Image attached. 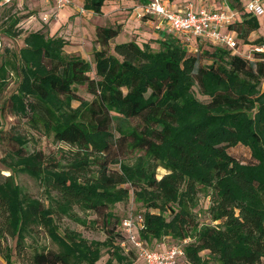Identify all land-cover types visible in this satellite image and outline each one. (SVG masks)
<instances>
[{
	"label": "trees",
	"instance_id": "obj_1",
	"mask_svg": "<svg viewBox=\"0 0 264 264\" xmlns=\"http://www.w3.org/2000/svg\"><path fill=\"white\" fill-rule=\"evenodd\" d=\"M247 1L225 0L239 16L227 29L259 46L264 40L247 41L258 28L257 17L244 10ZM103 4L81 0L95 15ZM0 19L2 36L21 34L20 18L8 9ZM119 31L118 25L95 28L99 48L91 61L65 53L64 38L40 30L0 55V90L14 78L0 106V126L5 108L30 131L69 147L55 160L27 151L25 136L0 133L3 168L35 178L48 201L44 206L21 195L10 175L0 177L4 264H12V256L17 264H96L101 248L108 252L103 264H140L133 249L124 251L128 244L120 246L124 236L111 213L129 198L142 208L135 236L149 250L180 246L179 264H264V53L251 51L248 60L201 38L189 44L165 29L152 40L155 50L146 41L110 44ZM194 86L205 101L194 96ZM236 146L247 149L248 163L227 153ZM158 168L166 173L157 179ZM199 195L207 199L204 210L197 208ZM73 208L102 216L104 241L60 230V216L85 225ZM37 229L56 250L26 243Z\"/></svg>",
	"mask_w": 264,
	"mask_h": 264
},
{
	"label": "rangeland",
	"instance_id": "obj_2",
	"mask_svg": "<svg viewBox=\"0 0 264 264\" xmlns=\"http://www.w3.org/2000/svg\"><path fill=\"white\" fill-rule=\"evenodd\" d=\"M242 1L244 2V0ZM260 1L264 7V0H259V2ZM121 8L122 9L120 10L122 13H119L120 15L115 14V17H107V14L105 16L98 15L91 17L86 16L85 14H80L77 11L70 9V7L66 5L62 8H58L54 1L45 2L43 0H13L9 5H0V12L2 10L8 9L9 15L13 14L14 16L20 18L17 28L21 30V34L14 39L5 38L0 34V55L3 54V56H7L9 55V52L16 51L21 46V39L24 34L37 30L42 31L48 36L57 33L67 42L64 46L65 53L76 54L87 61H91L92 49L99 48L94 42V30L97 26L115 27L116 25L120 26V24H122L121 30L117 36L110 41V44L125 42L127 40H133L137 44H141L142 35L144 38L150 37L152 33L150 32L151 29L149 32L143 31L142 34L137 28L143 26V20L137 19L134 13H130L131 7ZM238 19L239 16L236 15L235 20L237 21ZM1 21L2 19H0V23ZM257 21V31L259 33H256V31L251 32L247 37L248 42H252L258 38L264 40V14L257 17ZM148 22L150 23L149 20ZM145 41L149 43L153 50L156 49V46L152 43V40L146 39ZM236 41L238 48L237 51L240 53V56L251 60L252 52L250 50L255 45L243 43L240 39H236ZM203 47L208 48L207 45H203ZM90 76L94 77L92 72L90 73ZM13 88L14 78L9 77L6 81L5 87L0 90V106L8 94L13 90ZM192 92L197 99L201 101L206 100V98L198 94L197 88L195 86L192 88ZM79 95L83 96L87 100L90 99L89 96L83 94L82 92H80ZM76 105V102L72 103L73 107ZM0 133L25 136L28 138V143L26 145L27 151H31L32 149L41 151L46 158L52 157L55 160H58L60 151L65 152L69 149V147L66 145L52 143L49 139H46L43 136L30 131L27 128L24 119L9 115L5 111V108H3L2 112ZM5 152V145L3 142H0V159L4 157ZM227 153L232 158L238 160L241 163H248L249 161L248 151L244 147L236 146L234 148H230L227 150ZM165 173L166 172L163 169L158 168L155 171V176L158 179ZM9 175L21 195H26L28 197L37 199L44 206H46L48 203L46 193H44L43 186L40 185L35 178H32L25 172H10L4 169L3 165L0 163V177L3 178ZM206 206L207 199L202 197V195H199L197 208L204 210ZM72 212L79 220L85 221V225H81L80 223L70 220L65 216H60L56 221L60 230L63 228L72 230L78 233L80 237L86 242L104 241L105 234L101 228L102 216L100 214L81 212L76 208H73ZM141 212L142 208H140L138 204H135L131 198H129L128 201L115 204L111 208V213L117 217L118 222H121V220L127 217L134 219L136 215ZM137 220L138 219L135 218V221ZM198 220L206 222L202 214L198 216ZM26 243L38 250H56L55 245L49 241L41 229H37L31 238L26 239ZM169 243L170 240L167 238L162 240V245L164 246L168 245ZM6 245L9 248H12L13 241L7 239ZM148 247L153 248L154 245L151 244L148 245ZM124 248V251L127 249H132L129 245H126ZM107 258L108 252L106 248H101L100 258L96 264H103ZM11 263L17 264L13 256L11 257ZM0 264H4V261L1 259V257Z\"/></svg>",
	"mask_w": 264,
	"mask_h": 264
},
{
	"label": "built area",
	"instance_id": "obj_3",
	"mask_svg": "<svg viewBox=\"0 0 264 264\" xmlns=\"http://www.w3.org/2000/svg\"><path fill=\"white\" fill-rule=\"evenodd\" d=\"M45 2L54 1L58 8L71 6L75 11L82 14L85 11L76 6L72 0H43ZM12 0H0V5H7ZM133 13L137 19L148 18L153 30H168L175 35H181L182 40L191 43L194 38H201L213 44H219L231 50L235 54L237 51V41L232 31L226 29L220 31L222 27L231 24L235 11L230 10L223 3L218 9L209 8L194 9L191 1H187L177 11L166 8L162 0H149L144 5H136ZM244 10L254 17L264 14V9L259 0H249L244 5ZM190 47V46H189ZM250 51L264 53V42L259 46H254ZM240 55V54H239ZM135 218L138 219L135 221ZM127 217L120 222V228L124 236L123 247L128 244L136 253L140 264H179V259L183 256L180 246L172 245L163 250H149L136 239L135 229L139 226L140 218Z\"/></svg>",
	"mask_w": 264,
	"mask_h": 264
},
{
	"label": "crops",
	"instance_id": "obj_4",
	"mask_svg": "<svg viewBox=\"0 0 264 264\" xmlns=\"http://www.w3.org/2000/svg\"><path fill=\"white\" fill-rule=\"evenodd\" d=\"M187 1H191L192 2L194 9H199V8H202V7L204 8L205 7V8L216 10L223 3H225V0H194V1L193 0H167L163 5L166 8L170 9V10L177 11ZM72 2H74V4L76 6H80L81 7V0H72ZM260 3H261V1H260ZM225 5H226V3H225ZM261 5L263 7L262 3H261ZM134 6H136V3L132 2L130 0H104V4H103V6L100 9V15L101 16H105L107 14V17H115L114 16L115 14L120 15L119 13H122L121 10H120V9H122L121 7H131V12L130 13H133V9L132 8ZM69 7H70V9L74 10V8H72L71 6H69ZM263 9H264V7H263ZM82 14H85L86 16H91V17L98 16V15L92 14L91 12H86V11L84 13H82ZM236 15H237V13H235V16L233 17V20H232L233 22H237L238 21V20L237 21L235 20ZM142 20H143V26H140L137 29L141 33L143 31H148L149 32L150 29H151L150 32H152V33H151V36L148 37V38H144L143 35H142L141 42H145L146 39H149V40L156 39L158 37V31L153 30L151 23L148 22V18L145 17ZM121 28H122V24H120V30H121ZM226 29H227L226 27H222L220 29V31H224ZM257 32L258 31L256 30V33ZM145 35H146V33H145ZM176 36L180 37V38L183 37L181 35H176ZM127 41H130V40H127ZM189 51H194V49L192 47H189ZM139 263H141V262L139 261Z\"/></svg>",
	"mask_w": 264,
	"mask_h": 264
}]
</instances>
